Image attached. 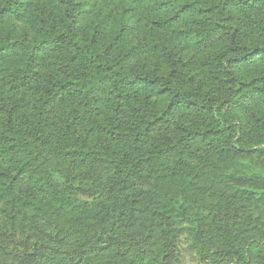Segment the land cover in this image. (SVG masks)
I'll list each match as a JSON object with an SVG mask.
<instances>
[{
  "label": "trees",
  "instance_id": "1",
  "mask_svg": "<svg viewBox=\"0 0 264 264\" xmlns=\"http://www.w3.org/2000/svg\"><path fill=\"white\" fill-rule=\"evenodd\" d=\"M103 1L107 40L88 0H0V232L32 264H167L186 232L198 264H264V0ZM179 42L198 82L133 63Z\"/></svg>",
  "mask_w": 264,
  "mask_h": 264
},
{
  "label": "rangeland",
  "instance_id": "2",
  "mask_svg": "<svg viewBox=\"0 0 264 264\" xmlns=\"http://www.w3.org/2000/svg\"><path fill=\"white\" fill-rule=\"evenodd\" d=\"M89 5L86 8L87 13L84 14L82 19V25H84V32L88 30L91 31L93 26L100 25L102 23L105 24L104 31L105 35L102 36L104 40H107L109 37L108 33L111 29L114 28V22H117L121 13L118 10L113 11V21L111 22L108 20L106 14L111 13L113 7L108 6L103 0L93 1L88 0ZM140 34L136 33L132 36L131 40L126 44L128 46L130 43H135L140 40ZM176 54L177 57L174 61L170 58L167 61V57H163L159 54L158 57H154L152 53L149 51V48L146 47L144 51H142L138 57H136L134 64L136 63L139 67L144 68H156L162 67L164 68H176V63H179L187 72L188 78H194L193 82H198L201 78V70L196 66L195 61V54L190 51V48L182 43H178L176 45ZM160 61L161 63H157ZM249 185L254 187L255 184L253 181L249 182ZM68 187L74 192V195L78 198H82L85 201H92L93 198L96 196V193L93 196L88 192H85L75 185L68 181ZM178 229L182 230L186 228L190 232V226L185 223L183 225H177ZM120 229L124 234V239H128L129 237L135 236L138 237L141 234V230L136 231L134 228L131 227V223L124 222L121 224ZM3 233L0 232V263L7 262V263H15V264H32L31 260H25L27 254H30L32 251L37 250L38 247H29L32 245V242L37 238L36 236L29 240L28 244L26 243L27 235L22 234L21 236L14 235L12 239L3 236ZM177 244L171 245L169 247L168 252L170 253L167 256L166 263L167 264H198L199 256L195 249L193 241L188 236V233H184L183 235L179 234L177 238Z\"/></svg>",
  "mask_w": 264,
  "mask_h": 264
},
{
  "label": "clouds",
  "instance_id": "3",
  "mask_svg": "<svg viewBox=\"0 0 264 264\" xmlns=\"http://www.w3.org/2000/svg\"><path fill=\"white\" fill-rule=\"evenodd\" d=\"M241 55H242V53H241ZM88 247H91V246H88ZM117 250H119V249H117Z\"/></svg>",
  "mask_w": 264,
  "mask_h": 264
}]
</instances>
